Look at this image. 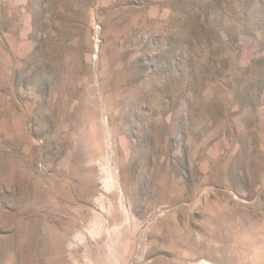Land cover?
Segmentation results:
<instances>
[{"label":"rangeland","instance_id":"1","mask_svg":"<svg viewBox=\"0 0 264 264\" xmlns=\"http://www.w3.org/2000/svg\"><path fill=\"white\" fill-rule=\"evenodd\" d=\"M0 264H264V0H0Z\"/></svg>","mask_w":264,"mask_h":264}]
</instances>
